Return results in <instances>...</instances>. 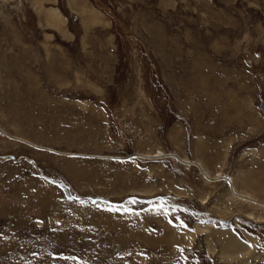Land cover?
<instances>
[{
	"label": "rangeland",
	"instance_id": "obj_1",
	"mask_svg": "<svg viewBox=\"0 0 264 264\" xmlns=\"http://www.w3.org/2000/svg\"><path fill=\"white\" fill-rule=\"evenodd\" d=\"M76 3L0 0V264H264V0Z\"/></svg>",
	"mask_w": 264,
	"mask_h": 264
},
{
	"label": "bare ground",
	"instance_id": "obj_2",
	"mask_svg": "<svg viewBox=\"0 0 264 264\" xmlns=\"http://www.w3.org/2000/svg\"><path fill=\"white\" fill-rule=\"evenodd\" d=\"M69 3L71 4V6H73L74 8H76L78 10V12L80 11H85V7H81L80 4L81 3H76V0H68ZM78 2H81V1H78ZM78 4L77 5H75ZM77 6V7H76ZM80 6V8H79ZM71 9V8H70ZM87 12V11H86ZM84 13V12H83ZM82 13V14H83ZM79 14V13H78ZM81 14V15H82ZM87 16V15H86ZM47 17H48V23L51 27H54V28H59L61 29V27H63V22H62V17L61 14L58 12L57 9H54L52 8L51 10H49V12L47 13ZM85 19V18H83ZM86 22V21H85ZM61 26V27H60ZM63 29V28H62ZM63 33L66 35L67 32L66 30H63ZM68 35V34H67ZM230 179V178H229ZM231 180V179H230ZM230 180H227V181H230ZM231 183V185H233L232 181L229 182V184ZM236 189V188H235ZM233 186L231 188V196H233L234 198H237V199H241L243 201H247V202H255L254 200H252L251 198H249L248 196H246L245 194L239 192L238 190L236 191ZM195 229L197 231L199 230H207V228H204L201 224H197ZM220 230V229H219ZM216 231L215 234L217 233V236H218V240L221 242L222 240V246H223V255H225L226 253H230V252H240L243 248V246L240 244V242H238V240L230 233V231H227V232H224L222 230L220 231ZM173 233L175 234V232L173 231ZM172 234V233H171ZM177 236V234H175ZM169 236V235H168ZM223 239H222V238ZM221 238V239H220ZM172 239V238H171ZM174 240V239H173ZM211 251H213L211 248H210ZM240 254V253H239Z\"/></svg>",
	"mask_w": 264,
	"mask_h": 264
},
{
	"label": "crops",
	"instance_id": "obj_3",
	"mask_svg": "<svg viewBox=\"0 0 264 264\" xmlns=\"http://www.w3.org/2000/svg\"><path fill=\"white\" fill-rule=\"evenodd\" d=\"M63 33V32H62ZM64 34V33H63ZM67 34H72V33H70V32H67ZM69 35H67V37L69 36ZM73 36V35H72ZM223 151V150H222ZM218 163H219V161H218ZM216 166H217V164H216Z\"/></svg>",
	"mask_w": 264,
	"mask_h": 264
}]
</instances>
